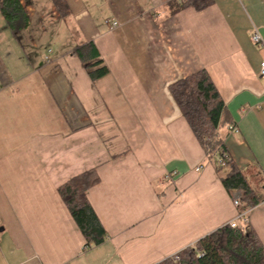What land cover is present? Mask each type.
Wrapping results in <instances>:
<instances>
[{
  "label": "crops",
  "instance_id": "1",
  "mask_svg": "<svg viewBox=\"0 0 264 264\" xmlns=\"http://www.w3.org/2000/svg\"><path fill=\"white\" fill-rule=\"evenodd\" d=\"M37 1H21L18 32L0 11V264H158L233 222L264 245V0H65V16ZM90 42L109 70L95 82L73 55ZM201 70L229 111L218 138L260 200L245 213L169 91ZM92 169L98 246L59 194Z\"/></svg>",
  "mask_w": 264,
  "mask_h": 264
},
{
  "label": "trees",
  "instance_id": "2",
  "mask_svg": "<svg viewBox=\"0 0 264 264\" xmlns=\"http://www.w3.org/2000/svg\"><path fill=\"white\" fill-rule=\"evenodd\" d=\"M21 1L0 0V11L14 32L26 29L29 25ZM52 2L60 15L69 13L65 0ZM211 2L185 0L183 6L201 10ZM73 55L83 62L93 82L108 74V67L93 43L76 47ZM169 91L207 156L219 154V171L224 169L221 161L226 163L225 167H229L222 184L230 193L234 190L243 191L244 199L241 201L244 207L240 211L246 212V209L257 205L260 200L247 177L228 160L225 147L218 138L220 128L230 120L229 111L208 73L201 70L178 80L169 87ZM99 182L96 169H92L75 176L59 188L61 199L84 235L87 246H98L107 239V233L87 198V192ZM158 264H264V245L250 225L233 227L226 224Z\"/></svg>",
  "mask_w": 264,
  "mask_h": 264
},
{
  "label": "built area",
  "instance_id": "3",
  "mask_svg": "<svg viewBox=\"0 0 264 264\" xmlns=\"http://www.w3.org/2000/svg\"><path fill=\"white\" fill-rule=\"evenodd\" d=\"M181 1H185V0H181ZM111 25V28H115L117 26V23H110ZM252 41L255 45L259 46L260 48L264 49V39L262 38V36L256 31L253 36H252ZM260 75L262 78H264V59L263 61L261 62V70H260ZM231 131L234 132V133H238V129L236 127H231ZM221 166L222 167H225L226 166V163L221 161ZM244 196V193L243 191L241 190H237L234 195H233V202L236 206H240L241 204V198ZM243 215H241L242 217ZM240 218V217H239ZM231 225L233 227L236 226V223H231Z\"/></svg>",
  "mask_w": 264,
  "mask_h": 264
},
{
  "label": "rangeland",
  "instance_id": "4",
  "mask_svg": "<svg viewBox=\"0 0 264 264\" xmlns=\"http://www.w3.org/2000/svg\"><path fill=\"white\" fill-rule=\"evenodd\" d=\"M45 1V0H44ZM37 3L40 5V7L42 8L41 9V11L44 9V8H46L47 7V5H45V3L43 2V0H38L37 1ZM67 24H68V26H69V29H68V37L70 36L71 37V35H74V34H76V33H78V28L75 26V25H73L72 23H68L67 22ZM50 40L49 39H43V41H42V44H47L48 42H49ZM49 48H51V45H47L46 47H45V49L46 50H48ZM257 180H258V178H257Z\"/></svg>",
  "mask_w": 264,
  "mask_h": 264
}]
</instances>
